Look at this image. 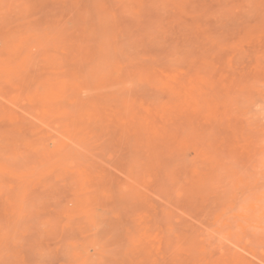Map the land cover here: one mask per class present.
<instances>
[{
  "label": "rangeland",
  "instance_id": "374dc122",
  "mask_svg": "<svg viewBox=\"0 0 264 264\" xmlns=\"http://www.w3.org/2000/svg\"><path fill=\"white\" fill-rule=\"evenodd\" d=\"M0 264H264V0H0Z\"/></svg>",
  "mask_w": 264,
  "mask_h": 264
}]
</instances>
